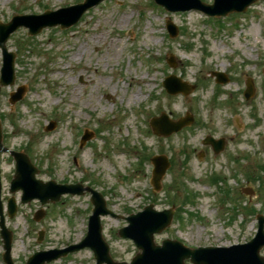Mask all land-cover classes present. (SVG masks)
<instances>
[{
    "label": "rangeland",
    "instance_id": "374dc122",
    "mask_svg": "<svg viewBox=\"0 0 264 264\" xmlns=\"http://www.w3.org/2000/svg\"><path fill=\"white\" fill-rule=\"evenodd\" d=\"M82 1L0 0V22ZM219 19L208 21L197 11L169 13L152 0H103L69 29L45 28L29 36L19 28L9 36L15 81L0 86L1 147L7 150L0 151V199L13 264L78 243L92 205L89 193L21 204V192L9 191L15 171L11 151L29 157L36 179L79 183L104 196L107 209L120 216L101 218L102 238L116 262L128 263L138 253L117 235L127 225L121 217L148 204L174 211L171 226L154 235L157 245L169 239L191 248L230 247L253 238L255 214L264 215V2ZM166 20L177 27L174 38L165 30ZM171 58L173 67L167 63ZM212 72L229 82L216 84ZM170 75L193 86L187 96L165 92L162 81ZM249 79L254 90L245 100ZM22 85L26 94L11 105L9 94ZM161 113L173 120L189 113L193 123L158 137L149 121ZM51 122L54 129L46 131ZM84 130L94 137L80 148ZM205 136L223 138V152L213 155L201 143ZM157 155L170 165L153 192L148 159ZM9 198L17 205L13 218L6 213ZM38 211L42 217L34 221ZM2 252L0 239V264ZM259 254L264 256V248ZM94 263L84 249L46 264Z\"/></svg>",
    "mask_w": 264,
    "mask_h": 264
},
{
    "label": "water",
    "instance_id": "95a60500",
    "mask_svg": "<svg viewBox=\"0 0 264 264\" xmlns=\"http://www.w3.org/2000/svg\"><path fill=\"white\" fill-rule=\"evenodd\" d=\"M102 0H85L83 3L57 11H47L42 15L15 16L11 22L0 23V49L2 52L3 66L1 69L0 85L7 86L14 83V58L13 53L7 52L5 42L9 35L19 27L23 26L29 29V35L38 34L43 28L59 25L61 29L68 28L78 22L83 13L89 8L97 5ZM156 4L165 8L169 12H184L189 10H199L209 16H226L232 12H244L248 6L258 0H214L212 5H206L199 0H154ZM167 29L170 37L177 34V28L170 22H167ZM173 66L172 62H169ZM217 82L225 83L227 80L221 74H214ZM167 93H182L187 95L190 88L174 76L168 77L163 83ZM248 91L245 98L248 99L252 94V85L248 84ZM26 88L19 87L15 93L10 95V103L14 104L20 100ZM192 122L190 116L179 119L177 122L168 120L165 114L150 121L153 133L157 136H168L178 132L183 127ZM54 124H51L47 130H51ZM91 134H86L82 138L84 143L90 139ZM1 139V136H0ZM205 143L213 146L214 152L222 150V141H214L207 138ZM15 159L16 171L10 184V192L22 191L21 203L30 202L38 199L43 205L48 202H57L64 194L81 195L84 188L79 185H57L50 181L43 183L35 179L37 170L30 164L27 156L21 153H11ZM154 165L152 184L155 190L160 188V180L165 174L169 164L165 157L159 156L152 159ZM86 191L92 194L91 202L94 206L92 215L88 221V232L84 240L75 246H70L64 250H52L48 252H37L29 258L26 264H44L52 260L65 256L69 252L77 251L82 248H90L94 253L96 264H128L116 263L109 256L108 245L101 236L100 216L113 214L106 209L103 197L89 189ZM16 211L13 199L8 201V215L13 217ZM40 217L37 215L36 219ZM172 211H155L152 205L144 208L142 212L130 215L126 218L128 226L119 231L122 238L131 239L135 246L141 250L129 264H184V260L189 259L191 264H264V257L259 256V251L264 247V217H258V231L255 237L243 245H234L229 248H198L188 249L178 242L165 240L162 246H156L153 242V236L160 233L171 223ZM0 228L1 238L3 239L5 253L3 259L6 264H12L10 258L11 235L4 227L0 203Z\"/></svg>",
    "mask_w": 264,
    "mask_h": 264
},
{
    "label": "bare ground",
    "instance_id": "6f19581e",
    "mask_svg": "<svg viewBox=\"0 0 264 264\" xmlns=\"http://www.w3.org/2000/svg\"><path fill=\"white\" fill-rule=\"evenodd\" d=\"M95 43H98V41L97 42H95ZM79 55H81L80 53H79ZM130 82H142V83H148V81L146 80V79H143V78H141V79H138V81H136V79H134V78H130ZM135 99H138V95H136L135 96ZM176 111V110H175Z\"/></svg>",
    "mask_w": 264,
    "mask_h": 264
},
{
    "label": "flooded vegetation",
    "instance_id": "af4514ba",
    "mask_svg": "<svg viewBox=\"0 0 264 264\" xmlns=\"http://www.w3.org/2000/svg\"><path fill=\"white\" fill-rule=\"evenodd\" d=\"M211 151V150H210ZM212 152V151H211ZM204 152H202V156H203Z\"/></svg>",
    "mask_w": 264,
    "mask_h": 264
}]
</instances>
